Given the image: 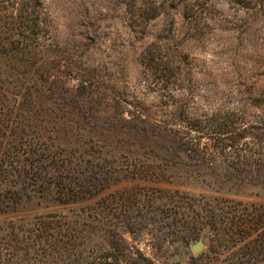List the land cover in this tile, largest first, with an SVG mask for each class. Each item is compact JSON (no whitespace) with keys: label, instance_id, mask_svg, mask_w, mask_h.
<instances>
[{"label":"rangeland","instance_id":"1","mask_svg":"<svg viewBox=\"0 0 264 264\" xmlns=\"http://www.w3.org/2000/svg\"><path fill=\"white\" fill-rule=\"evenodd\" d=\"M28 144L112 179L0 212V264H66L26 250L41 216L79 230L74 264H264V0H0V159Z\"/></svg>","mask_w":264,"mask_h":264},{"label":"trees","instance_id":"2","mask_svg":"<svg viewBox=\"0 0 264 264\" xmlns=\"http://www.w3.org/2000/svg\"><path fill=\"white\" fill-rule=\"evenodd\" d=\"M186 126L197 128L196 124L192 125L191 122L187 123V121ZM12 149V151L5 153L6 159H0V212L14 208L21 201L23 195L26 197H31L33 194L41 195V192L48 191L51 185L53 187L50 193H52L53 198L61 202H73L93 196L104 189L108 183H111L112 175H107L108 173L98 168L99 166L87 168L88 161H86L84 168L80 169L81 167H79L77 169L68 158L48 148L40 149L28 144L16 150L14 147ZM4 184L7 187H2ZM17 186L18 188H16ZM174 195L177 194L170 191L165 194L166 200L169 202L166 203L164 218L171 219V225H177L181 219L187 218L188 215L184 210H177L178 208L183 209L185 207L183 205H173L177 209L169 207ZM196 214L195 218H198ZM54 217L41 216L36 218L26 229L27 234L21 240L25 241L28 252L34 245H41L43 251L47 246H52L50 249L52 253L50 254L54 260L61 261L63 257L68 259L66 264H74L73 257L89 253L90 246L78 240V234L74 233L79 230L74 228V233H72L68 227L63 229V222L61 225L57 224L58 222ZM138 220H141V214H138V218L132 223H127L129 231L132 227H137ZM192 221H195L194 217H192ZM210 221H212L211 217ZM192 228L190 226L186 228L187 233L181 238V243H189L195 238V233L191 232ZM136 229L139 230V228ZM230 229L231 232L235 230L234 228ZM243 229L241 224L237 225L234 234L238 233L239 235V233L244 232ZM225 235H227L226 232ZM89 236L90 234H87L86 237L82 236V238L87 239ZM17 237L19 240L18 235ZM87 247L88 250H86ZM88 263L102 264L103 262L92 258Z\"/></svg>","mask_w":264,"mask_h":264},{"label":"water","instance_id":"3","mask_svg":"<svg viewBox=\"0 0 264 264\" xmlns=\"http://www.w3.org/2000/svg\"><path fill=\"white\" fill-rule=\"evenodd\" d=\"M203 248V243L201 240H197L195 243L191 245V250L193 253L199 252ZM179 264V263H175Z\"/></svg>","mask_w":264,"mask_h":264}]
</instances>
